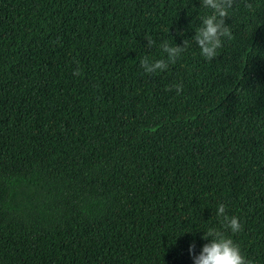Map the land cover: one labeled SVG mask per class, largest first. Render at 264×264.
Here are the masks:
<instances>
[{
    "label": "trees",
    "instance_id": "16d2710c",
    "mask_svg": "<svg viewBox=\"0 0 264 264\" xmlns=\"http://www.w3.org/2000/svg\"><path fill=\"white\" fill-rule=\"evenodd\" d=\"M199 7L0 0V264H191L221 202L264 264V0H232L212 60L139 65Z\"/></svg>",
    "mask_w": 264,
    "mask_h": 264
},
{
    "label": "clouds",
    "instance_id": "9594fccd",
    "mask_svg": "<svg viewBox=\"0 0 264 264\" xmlns=\"http://www.w3.org/2000/svg\"><path fill=\"white\" fill-rule=\"evenodd\" d=\"M199 8L200 23L193 26L194 34L190 39H184L182 44H176L168 39L157 42L151 35H145L146 47L156 45L161 53L160 58L150 55L141 57L139 65L145 74L154 75L166 71L193 42L199 49V55L210 61L217 56L223 42L232 39V31L225 23V18L229 17L232 9V0H200ZM79 73L78 67L73 69L74 76ZM172 87L179 93L183 86L174 83ZM215 216L220 227L208 226L203 229L200 239L205 242L200 245L199 250L196 249L194 240L189 242L187 251L191 264H254L228 234H235L241 230L242 223L239 217L229 215L222 202L216 205Z\"/></svg>",
    "mask_w": 264,
    "mask_h": 264
}]
</instances>
